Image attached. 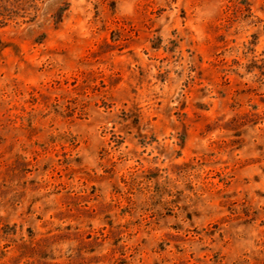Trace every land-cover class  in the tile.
Segmentation results:
<instances>
[{
    "label": "rangeland",
    "instance_id": "obj_1",
    "mask_svg": "<svg viewBox=\"0 0 264 264\" xmlns=\"http://www.w3.org/2000/svg\"><path fill=\"white\" fill-rule=\"evenodd\" d=\"M23 7L0 23V264H264V0Z\"/></svg>",
    "mask_w": 264,
    "mask_h": 264
},
{
    "label": "trees",
    "instance_id": "obj_2",
    "mask_svg": "<svg viewBox=\"0 0 264 264\" xmlns=\"http://www.w3.org/2000/svg\"><path fill=\"white\" fill-rule=\"evenodd\" d=\"M10 0H0V23H4L6 19L13 16L15 13H18L20 9H24V5H31L34 0H14L21 4V6L17 7L14 5L9 6L7 2Z\"/></svg>",
    "mask_w": 264,
    "mask_h": 264
}]
</instances>
